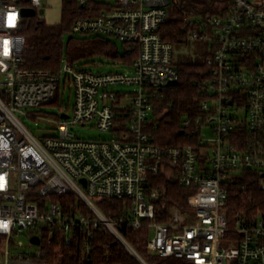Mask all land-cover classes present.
<instances>
[{
    "label": "built area",
    "instance_id": "2783aa9c",
    "mask_svg": "<svg viewBox=\"0 0 264 264\" xmlns=\"http://www.w3.org/2000/svg\"><path fill=\"white\" fill-rule=\"evenodd\" d=\"M171 4L111 0L98 16L75 21L74 36L110 38L126 53L135 52L131 76L96 73L68 61L55 75L25 68L27 41L19 33L22 9L38 13L46 9L43 0H0V236L7 244L6 264L40 262L45 238L70 246L81 237L89 252L102 228L139 264H148L123 236L125 226L148 227L147 248L160 258L264 264V213L248 218L227 210L237 176L244 170L264 176V0H229L225 12L185 19L187 43L207 45L211 79L202 90L200 116L182 123L184 135L197 141L163 147L152 135L155 104L162 89L179 79L175 47L161 34ZM63 78L75 94L73 111H62L53 122L56 133L39 139L22 119L28 110L52 104ZM90 124L113 138L76 135L75 127ZM161 174L191 193L187 209L167 207L168 219L159 223L156 202L163 193L151 179ZM57 196H71L75 204L66 209ZM103 200H127L131 209L108 219L98 206ZM25 232L40 238L39 250L11 259L12 238Z\"/></svg>",
    "mask_w": 264,
    "mask_h": 264
},
{
    "label": "trees",
    "instance_id": "16d2710c",
    "mask_svg": "<svg viewBox=\"0 0 264 264\" xmlns=\"http://www.w3.org/2000/svg\"><path fill=\"white\" fill-rule=\"evenodd\" d=\"M229 0H173L168 20L161 29L162 37L174 47L187 44V32L184 21L189 16H200L208 13L225 12ZM106 5L98 0H86L83 6L78 0H63L61 21L49 25L37 16L22 21L19 33L26 38L25 68L44 70L59 74L63 60L66 59L74 67H82L98 57H105L113 62L130 66L136 53L121 54L113 39L83 35L75 37L72 27L76 20L98 16ZM68 42L66 43V38ZM207 55H204L206 58ZM179 79L165 86L155 104L154 143L163 147H177L193 144L197 138L189 139L184 133L182 123L186 118L198 117L201 114V103L206 100L203 87L211 79V71L205 62H181L176 64ZM54 101L52 104H56ZM156 126V128H155ZM243 140V136L241 137ZM151 186L163 194L156 202V222L167 221V207L176 206L187 209V198L191 191L180 186L166 175L151 179ZM66 209L75 204L71 196H57ZM98 206L108 219H118L131 209L127 200H103ZM82 212L87 208L80 204ZM229 215L241 213L249 217L264 213V176L259 172L244 170L235 178L231 186L229 199ZM122 234L132 247L148 264H190L188 261L175 258H160L147 248L151 236L148 227L132 229L123 227ZM43 239L41 251L44 254L40 262L43 264H139L132 255L104 228L95 231L90 241V251L84 248V240L76 238L70 246L58 240L48 242ZM5 237L0 236V254H3Z\"/></svg>",
    "mask_w": 264,
    "mask_h": 264
},
{
    "label": "rangeland",
    "instance_id": "374dc122",
    "mask_svg": "<svg viewBox=\"0 0 264 264\" xmlns=\"http://www.w3.org/2000/svg\"><path fill=\"white\" fill-rule=\"evenodd\" d=\"M101 3H110L111 0H98ZM173 2V0H171ZM45 6L44 13H41L39 10L37 17L39 19L45 20L49 25L59 24L61 21V0H43ZM172 6V4H171ZM169 6V10L171 9ZM84 37L83 35H75V37ZM68 36L66 38V43L68 42ZM118 49L121 54L124 55L125 49L122 43L115 41ZM207 51V45L201 42H190L175 47V56L174 61L175 65L181 62H196L202 61L205 62V53ZM66 59L63 60L62 68L66 63ZM83 68L90 69L96 73H123L126 76H131L132 72L130 67L124 63L113 62L108 60L105 57H98L94 61L88 64H83ZM65 78L62 79L60 89L57 93L56 104H46L36 109L28 110V117L22 119L24 125L39 139L46 136H51L53 133H56V125L53 123L55 120H58L62 111H68L70 114L73 111L75 105V94L73 89L65 87ZM118 89L124 91H134L132 86H121ZM77 136L84 139H94V140H111L113 138L111 133L102 132L98 128L94 127L93 124H90L87 127H75L74 129ZM52 200L53 197L48 198ZM33 232H25L23 235L17 237L14 236L11 240L10 253L11 257H15L19 253H28L32 256L36 254L39 250L38 246H34L30 243V235ZM22 245L20 246V244ZM6 240L3 245V254H0V264H3L5 260L4 252L6 250Z\"/></svg>",
    "mask_w": 264,
    "mask_h": 264
},
{
    "label": "water",
    "instance_id": "95a60500",
    "mask_svg": "<svg viewBox=\"0 0 264 264\" xmlns=\"http://www.w3.org/2000/svg\"><path fill=\"white\" fill-rule=\"evenodd\" d=\"M41 13H44V10H41ZM21 16L25 19L27 18H33V17H36L37 16V11L33 8H24L22 9L21 11ZM63 119H68V115H63L62 116ZM184 132L181 131V135L183 134ZM82 183L84 184V186H86V181L85 180H82ZM30 243L34 246H40L41 245V241H40V238L35 236V237H32L30 239Z\"/></svg>",
    "mask_w": 264,
    "mask_h": 264
},
{
    "label": "crops",
    "instance_id": "0c3cea01",
    "mask_svg": "<svg viewBox=\"0 0 264 264\" xmlns=\"http://www.w3.org/2000/svg\"><path fill=\"white\" fill-rule=\"evenodd\" d=\"M63 3L61 2V5H62ZM61 9H62V7H61ZM62 11V10H61ZM24 254V253H23ZM26 254H28V253H26ZM11 259H15V257H11ZM3 264H6V258H5V260L3 261ZM12 264H41V262H39L38 260H35V263H19V262H16V261H13V263Z\"/></svg>",
    "mask_w": 264,
    "mask_h": 264
}]
</instances>
